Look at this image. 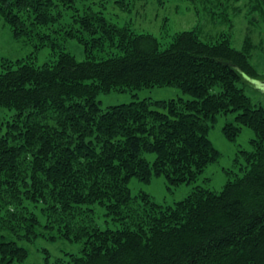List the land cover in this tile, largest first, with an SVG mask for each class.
Returning a JSON list of instances; mask_svg holds the SVG:
<instances>
[{
	"label": "trees",
	"instance_id": "trees-1",
	"mask_svg": "<svg viewBox=\"0 0 264 264\" xmlns=\"http://www.w3.org/2000/svg\"><path fill=\"white\" fill-rule=\"evenodd\" d=\"M79 1L0 0L16 39L48 40L41 29L61 18L62 6L75 8L66 39L85 56L78 60L58 42L50 43L56 58L42 65L0 60V264H26L25 243L56 238V230L84 246L55 264H264V105L240 86L246 77L264 79L251 62V41L237 49L230 32L203 39L195 26L162 46L101 11L80 12ZM256 1L264 22V0ZM223 4L228 20L226 0L211 13ZM96 48L107 56L95 57ZM156 86L179 87L190 98L133 93L131 102L106 108L98 99ZM229 112L236 116L223 127L228 140L244 126L255 133L253 149L241 150L242 176L229 177L221 191L198 184L172 205L132 193L133 178L164 176L169 189L198 182L221 155L210 129ZM95 205L118 226L86 221Z\"/></svg>",
	"mask_w": 264,
	"mask_h": 264
},
{
	"label": "rangeland",
	"instance_id": "rangeland-1",
	"mask_svg": "<svg viewBox=\"0 0 264 264\" xmlns=\"http://www.w3.org/2000/svg\"><path fill=\"white\" fill-rule=\"evenodd\" d=\"M226 1L229 3V6L226 5L228 20H225L221 15L223 8L225 10L224 4L216 10L218 14L211 13L216 0H207L206 2L203 0H85L79 1L77 6L80 12L92 8L101 11L109 20L120 26H130L137 32L152 33L159 39L162 46H166L165 44L173 34L195 26L201 29L203 39L216 37L223 32H230L233 46L237 49H242L245 40L249 39L254 47L250 56L251 62L264 77V22L261 19L259 21V14L254 9L257 1ZM75 10V8L65 10L62 6L63 15L61 18H58L59 20L51 26L41 29L42 36H49L48 40L42 38L37 40L36 37L16 39L11 27L0 15V60L6 58L13 64L16 61H27L37 65L51 62L57 56L58 47L54 49L50 43H61V46L64 49L67 48L78 60L85 59L83 48L78 41H67L66 39L67 31L65 30L74 26L72 18L77 13ZM236 11L240 13L235 14ZM44 42H46L45 45H42ZM107 53V49L96 48L94 50V56L99 59L106 57ZM262 80L264 79L262 78ZM240 86L245 89V92L255 103L264 105V89L260 88L253 79L246 77ZM133 93H138L139 99L159 100L179 96L190 98L179 87L156 86L136 91L100 93L98 99L102 108H106L111 105L131 102L135 99ZM2 113L4 116L11 114L5 110ZM235 116L236 112L218 115L217 122L210 129V139L221 155L218 161L206 168L198 182L182 184L169 189L164 176L154 177L150 183L133 178L130 182L132 193L138 194L144 191L149 193L157 203L172 205L176 201L184 199L198 184L215 191H221L229 177L242 176L245 172L243 167H245L246 159L241 156V150L253 149L251 139L255 137V133L251 128L244 126L235 141L228 140L223 133V127L227 122H234ZM149 158L153 159L154 155L149 154ZM30 206L34 208L33 204ZM85 220L89 222L92 220L93 224L99 227L108 224L114 228L118 226V221L108 216L107 211L99 205L94 206V211L87 214ZM55 234L56 238L42 236L33 243H25L31 250V256L26 264H55L62 259H67V252L76 255L82 254L83 241H69L58 235L57 230Z\"/></svg>",
	"mask_w": 264,
	"mask_h": 264
},
{
	"label": "water",
	"instance_id": "water-1",
	"mask_svg": "<svg viewBox=\"0 0 264 264\" xmlns=\"http://www.w3.org/2000/svg\"><path fill=\"white\" fill-rule=\"evenodd\" d=\"M253 81L260 86V88L264 89V80L261 79H253Z\"/></svg>",
	"mask_w": 264,
	"mask_h": 264
}]
</instances>
